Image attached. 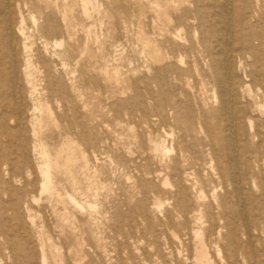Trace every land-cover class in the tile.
Segmentation results:
<instances>
[{"label": "rangeland", "instance_id": "374dc122", "mask_svg": "<svg viewBox=\"0 0 264 264\" xmlns=\"http://www.w3.org/2000/svg\"><path fill=\"white\" fill-rule=\"evenodd\" d=\"M29 1L43 11H23L31 37L27 55L40 71L41 87L44 66L38 58H46L53 70L52 42L62 41L65 30L73 59L62 77L65 98L41 97L55 120L42 126L43 147L50 154L47 192L42 193L44 161L33 156L36 141L25 139L27 127L6 123L0 132V226L8 230L12 248L8 264H193V246L185 242L179 221L169 217L172 191L165 180L176 181L169 167L179 158L172 135L160 138L166 150L151 151L153 133L171 131L160 126L158 118L168 108L158 102L174 93L180 99L182 91V83L176 88L155 81L171 62L166 39L171 24L159 17L167 0H87L86 6L81 0ZM156 45L162 49L155 59L148 49ZM185 77L182 82L188 81L205 109L215 110L211 78L197 70ZM67 139L76 154L72 163L63 148ZM181 166L185 194L196 201L201 186L209 190L210 167ZM239 241L246 244L245 238ZM263 245L246 249L237 264H264ZM209 257L212 264H227L219 263L214 251Z\"/></svg>", "mask_w": 264, "mask_h": 264}, {"label": "bare ground", "instance_id": "6f19581e", "mask_svg": "<svg viewBox=\"0 0 264 264\" xmlns=\"http://www.w3.org/2000/svg\"><path fill=\"white\" fill-rule=\"evenodd\" d=\"M81 1L87 5V0ZM166 3L165 12L159 17L171 24L165 34L172 50L171 62L166 74L156 76L155 81L158 85L170 81L176 88L182 83V91H178L180 99L174 93L172 99L167 97L158 102L168 111L163 117L154 116L159 117L161 127L170 126L171 131L163 135L154 132L151 151L166 150L165 140L160 138L172 135L170 143L179 158L169 167V174L176 181L170 185L165 180L172 191L173 212L169 217L179 221L185 242L193 246L192 263L212 264L209 251H214L219 263L237 264L239 257L246 255V249L256 243L264 244V54H261L264 0H167ZM29 9L43 13L42 8L29 0H0V132L6 123L27 127L25 139L36 141L32 154L44 161L40 171L45 193L50 189L47 170L50 154L43 147L42 126L55 120L41 97L52 96L55 102L65 98L62 77L69 73L73 48L66 41L69 34L65 30L61 33L65 36L62 41L52 42L57 49L52 52L53 70L46 58H38L44 66L42 88L40 71L32 63L31 54L27 55L31 37L27 35L23 11ZM39 30L43 32L46 28ZM182 31L187 34L182 35ZM140 41L143 49L147 48L142 34ZM161 49L156 45L148 52L156 59ZM193 70L211 78L215 110L207 111L188 81L182 82L181 78ZM142 99L139 88V107L143 106ZM62 105L66 107L64 102ZM63 148L67 162L72 163L76 159L72 141L67 139ZM181 163L194 170L210 167L209 190L201 186L196 201L185 194L180 179ZM8 236V230L1 225L0 264H8L12 255ZM241 238L246 239L244 246Z\"/></svg>", "mask_w": 264, "mask_h": 264}]
</instances>
